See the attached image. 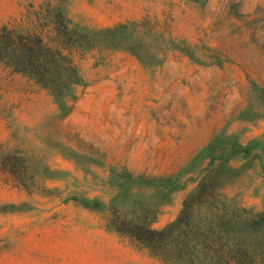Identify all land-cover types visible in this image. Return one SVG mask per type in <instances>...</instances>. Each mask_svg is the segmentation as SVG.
I'll return each instance as SVG.
<instances>
[{
    "label": "rangeland",
    "instance_id": "374dc122",
    "mask_svg": "<svg viewBox=\"0 0 264 264\" xmlns=\"http://www.w3.org/2000/svg\"><path fill=\"white\" fill-rule=\"evenodd\" d=\"M0 25L77 69L56 98L0 63V264H164L111 213L160 228L201 178L264 207V0H0Z\"/></svg>",
    "mask_w": 264,
    "mask_h": 264
},
{
    "label": "trees",
    "instance_id": "16d2710c",
    "mask_svg": "<svg viewBox=\"0 0 264 264\" xmlns=\"http://www.w3.org/2000/svg\"><path fill=\"white\" fill-rule=\"evenodd\" d=\"M60 53L59 46L46 43L38 33L0 25V63L25 74L56 98L68 96L77 82L73 61L54 58ZM218 195L213 178H201L175 218L164 226L154 228L146 217L114 212L109 224L164 264H264V207L252 211L230 206Z\"/></svg>",
    "mask_w": 264,
    "mask_h": 264
}]
</instances>
